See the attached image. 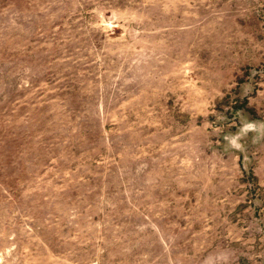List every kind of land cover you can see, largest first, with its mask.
<instances>
[{
  "label": "rangeland",
  "instance_id": "1",
  "mask_svg": "<svg viewBox=\"0 0 264 264\" xmlns=\"http://www.w3.org/2000/svg\"><path fill=\"white\" fill-rule=\"evenodd\" d=\"M0 264H264V0H0Z\"/></svg>",
  "mask_w": 264,
  "mask_h": 264
}]
</instances>
